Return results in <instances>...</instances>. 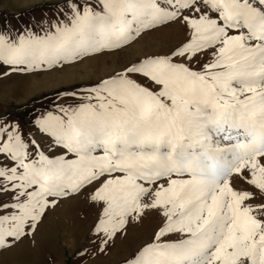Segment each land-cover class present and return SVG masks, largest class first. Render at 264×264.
Returning <instances> with one entry per match:
<instances>
[{"label":"snow or ice","instance_id":"obj_1","mask_svg":"<svg viewBox=\"0 0 264 264\" xmlns=\"http://www.w3.org/2000/svg\"><path fill=\"white\" fill-rule=\"evenodd\" d=\"M44 8L0 27V79L97 70L0 113V252L75 205V264H264V0Z\"/></svg>","mask_w":264,"mask_h":264},{"label":"rangeland","instance_id":"obj_2","mask_svg":"<svg viewBox=\"0 0 264 264\" xmlns=\"http://www.w3.org/2000/svg\"><path fill=\"white\" fill-rule=\"evenodd\" d=\"M50 0H0V27L17 26L38 16ZM96 65L68 69L64 73H48L35 76L13 75L0 79V113H10L25 124L35 115V110L47 101L41 94L54 99L53 92L65 87L74 78L86 79ZM88 224L78 218L75 205L66 206L49 218L37 233V244L28 242L16 249L0 252V264H48L51 254L55 264H75L73 252L83 240Z\"/></svg>","mask_w":264,"mask_h":264}]
</instances>
